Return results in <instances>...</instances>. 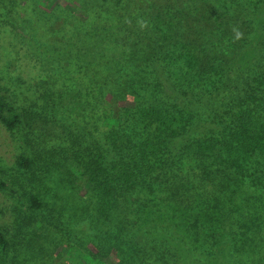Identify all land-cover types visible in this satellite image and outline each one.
<instances>
[{
    "label": "rangeland",
    "instance_id": "rangeland-1",
    "mask_svg": "<svg viewBox=\"0 0 264 264\" xmlns=\"http://www.w3.org/2000/svg\"><path fill=\"white\" fill-rule=\"evenodd\" d=\"M175 1L188 3L187 0ZM205 1L210 6L222 8L218 4L221 0ZM225 1L232 2L229 14L234 17L251 13L241 0L237 1L238 8H242L238 10L234 0ZM99 2L0 0V92L7 93L14 108L22 115L15 131L7 132L0 126V172L7 185L6 190L0 192V229L9 243V250L1 256L0 264H68L61 259L63 245H74L88 255L100 245L106 250L117 231L118 217L121 220L125 218L124 227L130 225L133 231L142 225L154 231L153 234L165 228L166 235L182 236L186 244L202 246L203 237L198 232L200 239L192 236L196 230L192 229L191 218L197 211L195 203L203 208V199L200 198H212L214 189L208 182L203 183L206 181L201 176L206 165L203 160L174 149L170 161L164 160L158 178L139 179L133 190L119 197L123 201L118 204L116 217L110 214L105 218L98 215L96 196L69 169L76 149L105 148L109 130L105 126V117L115 114L139 137L153 127L140 123L134 110L154 103L164 106L175 104V100L168 96L169 90L164 95L157 90L149 67L126 62L130 49L124 46V42L129 40L127 38H135L139 29L123 18L131 11L129 1L107 6V9L116 10L118 15H124L112 21H94L90 25L94 30L91 39L81 34L79 24L85 21L80 19L82 15L78 12L84 11L88 16ZM112 22L116 24L112 25ZM259 24L256 30L264 34V23ZM238 29L240 33L244 31V35L239 36L236 50V53H241L249 48L246 43L253 36L247 27ZM107 35L112 43L106 42ZM252 54L257 55V63L242 68L241 75L232 72L230 82L226 80L230 85L226 88L225 103L231 108L237 106L238 89L248 90L246 87L252 86L255 76H264V46ZM236 60L226 62L223 58L222 62L233 64ZM125 72L126 77L115 79L114 76L119 78L117 73L124 76ZM128 76L131 79L127 80ZM216 77L218 87L228 84L220 81L225 77ZM130 80L131 84H128ZM209 91H195L191 94V102L181 101L179 107L191 124L189 134H204L199 132L206 124L200 121L202 118L197 114L195 102L202 100ZM256 97L264 103V92ZM42 126H46L44 129L50 126L60 129V133L55 136L51 131L45 133ZM210 129L207 127L205 134ZM139 141V138L137 141L134 139L133 144L124 146L123 150L136 146ZM135 149L131 147V152ZM19 158L26 159L28 166L18 165ZM256 168L264 169L261 160ZM252 186L247 187L246 192L240 187L235 188L233 198H249L250 206L261 217L260 227L264 229V188ZM30 197L38 203L35 210L27 209ZM196 198L199 199L197 202ZM179 208L183 209L186 217L187 225L183 228H175L176 225L171 226L165 220L168 212L171 215L169 209ZM232 229L238 232L237 225ZM258 238L264 241V233L253 241L256 248L261 246L264 250V242ZM226 249V257L237 258L229 246ZM160 255L156 253L151 260L159 259ZM111 259L117 261L116 257ZM142 259L140 264L142 261L145 263ZM255 259L263 260L261 257Z\"/></svg>",
    "mask_w": 264,
    "mask_h": 264
},
{
    "label": "trees",
    "instance_id": "trees-1",
    "mask_svg": "<svg viewBox=\"0 0 264 264\" xmlns=\"http://www.w3.org/2000/svg\"><path fill=\"white\" fill-rule=\"evenodd\" d=\"M123 1L131 3V11L125 17L124 14L118 15L116 10L107 9V6L121 5ZM237 1H233L236 10L242 9L238 8ZM185 2L100 0L91 9L90 15H85L81 10L78 12L82 15L80 19L85 21L79 24V31L88 38L94 32L90 25L98 20L112 21L123 16L131 25L138 26L135 38H127L129 40L124 42V46L130 49L126 62L149 67L150 74L155 77L157 90L162 95L169 90L168 96L175 100V104L164 106L154 103L134 110L140 123L153 127L139 137L133 128L122 124L123 121L115 114L105 117V126L109 128L105 148L76 149L69 169L96 196L98 215L105 218L110 214L116 217L115 212L120 207L118 204L123 201L119 197L133 190L139 179L156 180L164 160L170 161L174 149L203 160L206 163L202 168L201 176L206 180L203 183L208 182L214 189L212 198H200L203 199V208L195 203L194 209L197 208V211L191 218L192 229L196 230L192 236L195 238L199 234L203 237L202 246H190L182 236L166 235L165 228L153 234L154 231L142 225L133 231L130 225L124 227L125 218L121 220L118 217L117 231L106 250L100 245L88 255L74 245H63V262L140 264L139 260L143 258L145 263L142 261L141 264H146V261H150L148 264H156V261H160L159 264H264V250L253 244L257 235L264 233L263 227H260L261 217L250 206L249 198H233L235 188L240 187L244 192L252 185L264 188V169L256 168L259 160L264 164V103L256 97L264 92L263 74L252 78V86L246 87L248 90L238 89L237 106L231 108L225 103L231 73L241 75L242 68L256 64L257 55L251 53L264 46V34L256 30L259 23H264V0H241L251 13L240 17L229 14L231 1L221 0L218 3L222 7L220 9L210 6L205 0ZM126 5L129 7V4ZM239 27H247L253 37L246 43L248 49L236 53L239 36L244 35V31L240 33ZM106 37V42H109L110 36ZM223 58L226 62L234 61L235 58L237 60L233 64H224ZM117 74L119 78L114 76L116 80L126 77V72L124 76ZM215 76L225 77L220 81L227 82L228 79V84L218 87ZM128 84H131V80ZM208 90H211L208 95L195 102L197 114L202 118L200 121L206 124L201 127L203 132H199L204 134H189L191 124L179 107L181 101L191 102V94L195 91L204 93ZM122 93L125 94V91ZM21 117L7 93L0 92V126L7 132H13L19 127ZM45 127H41L45 133L51 131L53 136L60 133V129ZM207 127L211 129L205 134ZM138 138L140 141L136 146L131 145L123 150L124 146L133 144L134 139L137 141ZM80 142L87 144L83 140ZM131 147L136 148L134 152H131ZM17 164L27 167L28 161L19 158ZM6 188L0 172V192ZM37 206L35 199L30 197L27 209L35 210ZM168 211L171 215L168 212L165 220L171 226L174 224L175 228H183L187 225L183 209ZM233 225H237L238 232L232 229ZM227 246L237 255V258L230 256L231 262L230 257H226ZM8 250L9 243L0 229V258ZM158 252L162 254L160 258L151 260ZM111 257H116L117 261H112ZM256 257L263 260L254 261Z\"/></svg>",
    "mask_w": 264,
    "mask_h": 264
}]
</instances>
